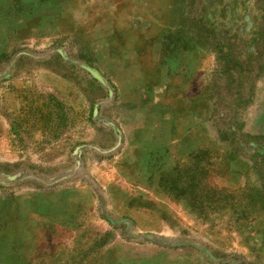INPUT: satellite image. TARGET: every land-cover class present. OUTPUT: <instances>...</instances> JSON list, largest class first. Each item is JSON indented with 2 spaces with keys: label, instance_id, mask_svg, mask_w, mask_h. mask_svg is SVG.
<instances>
[{
  "label": "rangeland",
  "instance_id": "374dc122",
  "mask_svg": "<svg viewBox=\"0 0 264 264\" xmlns=\"http://www.w3.org/2000/svg\"><path fill=\"white\" fill-rule=\"evenodd\" d=\"M3 5L0 264H264V0Z\"/></svg>",
  "mask_w": 264,
  "mask_h": 264
},
{
  "label": "crops",
  "instance_id": "0c3cea01",
  "mask_svg": "<svg viewBox=\"0 0 264 264\" xmlns=\"http://www.w3.org/2000/svg\"><path fill=\"white\" fill-rule=\"evenodd\" d=\"M7 0H0V6L3 5V3H5ZM0 14H2V19L3 21L6 23V22H10L11 20V16L9 13L6 12L5 10V5H3L2 7H0ZM11 30H6L5 28L4 29H1L0 30V53H4L8 50H10L11 48V44L8 42V38L11 36ZM163 107V106H162ZM177 110H173L170 108L169 111L165 112L162 116L165 118V119H176V121L180 120L181 116H182V112H189L186 108L185 105H183L182 103L178 104L177 105ZM194 115L196 116L198 113L197 112H193ZM140 133L142 132H145L146 128H143L142 127H137L136 128ZM142 129V130H141ZM153 130V137H157L158 134L160 133V131L158 130L157 126L156 128L152 129ZM149 131L151 132V128H149ZM187 136V133L185 134V136H183L182 138L186 137ZM152 139V138H151ZM151 139L149 141H151ZM180 139V138H179ZM179 139H176V140H173L171 142H169L170 144H173L175 145V143H178L179 141H182V140H179ZM141 140H144L143 138H141ZM146 142H143V143H147L149 145L152 144V142H149L147 140H145ZM190 147V144L189 143H186L185 146H180L179 148L183 149V150H186V151H189L187 150L188 148ZM58 213V211L55 212V215ZM20 262V261H19Z\"/></svg>",
  "mask_w": 264,
  "mask_h": 264
}]
</instances>
